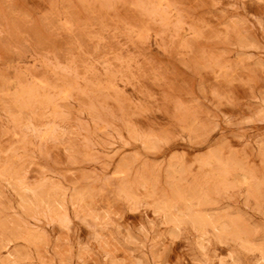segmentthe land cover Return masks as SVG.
<instances>
[{
	"label": "rangeland",
	"instance_id": "374dc122",
	"mask_svg": "<svg viewBox=\"0 0 264 264\" xmlns=\"http://www.w3.org/2000/svg\"><path fill=\"white\" fill-rule=\"evenodd\" d=\"M0 264H264V0H0Z\"/></svg>",
	"mask_w": 264,
	"mask_h": 264
}]
</instances>
